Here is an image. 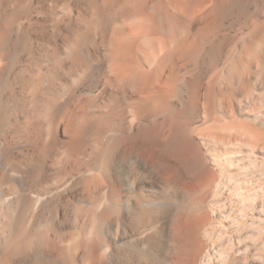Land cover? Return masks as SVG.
I'll return each instance as SVG.
<instances>
[{"label": "bare ground", "instance_id": "bare-ground-1", "mask_svg": "<svg viewBox=\"0 0 264 264\" xmlns=\"http://www.w3.org/2000/svg\"><path fill=\"white\" fill-rule=\"evenodd\" d=\"M0 264H264V0H0Z\"/></svg>", "mask_w": 264, "mask_h": 264}]
</instances>
